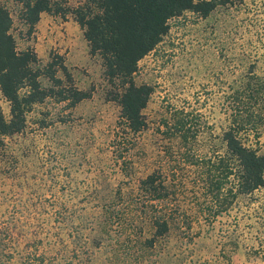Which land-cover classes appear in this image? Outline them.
<instances>
[{
    "label": "rangeland",
    "instance_id": "rangeland-1",
    "mask_svg": "<svg viewBox=\"0 0 264 264\" xmlns=\"http://www.w3.org/2000/svg\"><path fill=\"white\" fill-rule=\"evenodd\" d=\"M15 21L18 48H32L43 67L62 56L74 85L91 98L73 109L46 101L28 115L23 134L6 140L0 256H12L14 264L53 258L47 240L59 238L57 228L69 213L76 221L79 210L96 208L99 195L110 196L117 188L128 193L153 171L167 173L163 152L177 141L165 140L160 131L174 123L175 112L184 111L201 131L197 153L208 152L230 123L232 93L252 77L264 78V0H232L208 19L188 13L172 20L163 42L139 63L136 81L153 92L144 111L147 130L127 146L128 154L122 141L114 144L120 107L110 101L102 62L90 56L73 17L43 15L30 38L16 15ZM0 105L8 117L9 104L1 97ZM260 144L264 152V138ZM120 153L125 162L117 163ZM179 169L178 200L189 209L191 228L170 237L158 264H264V187L209 223L196 216L202 182L187 166ZM28 256L30 262L17 261Z\"/></svg>",
    "mask_w": 264,
    "mask_h": 264
},
{
    "label": "trees",
    "instance_id": "trees-1",
    "mask_svg": "<svg viewBox=\"0 0 264 264\" xmlns=\"http://www.w3.org/2000/svg\"><path fill=\"white\" fill-rule=\"evenodd\" d=\"M70 1L0 0V97L10 108L7 117L0 105V165L6 140L26 131L28 115L36 107L50 100L73 109L91 98V92L74 85L62 56H54L43 67L32 48H18L13 32L15 15L28 38L35 33L43 15L63 20L73 17L83 31L90 56L102 62L110 101L120 107L114 144L122 141L129 154L133 141L147 130L144 111L153 92L151 87L136 81L139 63L163 42L172 20L188 13L208 19L220 7L232 3L78 0L72 5ZM231 99L229 125L202 156L195 149L201 131L184 111L175 112L174 123H165L160 131L165 140L177 141L176 146L170 145L163 152L167 173L161 169L153 171L128 193L117 188L110 196L99 195V205L79 210L76 221L69 219L71 213L66 215V220L56 227L61 231L59 238L47 240L48 254L53 258L43 255L41 263L53 264L54 260V264H158L170 237L191 228L189 209L178 200L180 191L175 176L181 164L202 182L199 187L203 201L196 207V216L209 223L228 213L239 199L263 188L264 152L260 140L264 138V78L255 76L243 82ZM251 135L255 141L246 137ZM124 158L121 153L115 157L117 163L125 162ZM64 211L68 213V209ZM262 252L264 262V246ZM29 259L20 257L17 261L30 262ZM0 264H14L13 257L0 256Z\"/></svg>",
    "mask_w": 264,
    "mask_h": 264
}]
</instances>
